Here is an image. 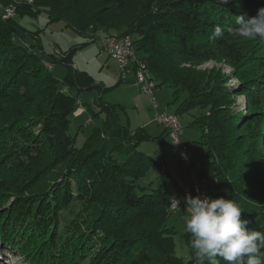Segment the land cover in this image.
Instances as JSON below:
<instances>
[{"label":"trees","instance_id":"trees-1","mask_svg":"<svg viewBox=\"0 0 264 264\" xmlns=\"http://www.w3.org/2000/svg\"><path fill=\"white\" fill-rule=\"evenodd\" d=\"M34 4L28 13L45 8L80 32L130 36L155 89L171 88L175 101L185 95L175 115L200 109L191 125L216 175L212 198L236 199L241 219L264 231V40L234 32L236 17H255L264 0ZM5 15L0 3V264H196L194 255L177 256L167 192L140 183L153 162L141 143L163 144L168 131H130L122 108L98 98L102 123L78 148L70 134L78 93L105 89L74 67L75 48L42 55L19 42L26 30ZM209 62L214 67L201 68ZM53 64L66 67L62 81Z\"/></svg>","mask_w":264,"mask_h":264},{"label":"rangeland","instance_id":"rangeland-1","mask_svg":"<svg viewBox=\"0 0 264 264\" xmlns=\"http://www.w3.org/2000/svg\"><path fill=\"white\" fill-rule=\"evenodd\" d=\"M44 3L46 0H38ZM35 0H0L2 9L14 11L18 24L26 30V34L19 42L21 44L33 46L34 49L42 55H50L55 49L62 53H68L75 48L73 53L74 67L79 71L86 72L92 76L104 92H79L78 98L82 107L87 111L83 116H71L70 134L76 136V146L82 147L85 140L91 135L95 127L101 125L102 116H95V101L101 98L102 101L119 106L121 110L120 118L130 131L144 129L151 137L160 138L164 136L163 128L154 121L155 110L153 109L149 97L142 93L135 83V77L131 75L128 83H122L120 77V68L118 63L113 60L108 52L104 51L98 36L101 29L91 28L90 30L80 32L69 26L63 20L53 19L50 12L45 9L34 13H28L30 9L35 8ZM25 13V14H19ZM113 34L114 33H108ZM116 35V34H115ZM55 48V49H53ZM139 55V53H138ZM60 57V55H57ZM214 67L212 62L206 63L201 68ZM226 73H231V69L223 66ZM52 73L57 79L62 81L66 76L67 69L61 64H53ZM232 80L231 82H235ZM76 93V92H74ZM154 95L157 100L158 112L164 114H174L185 95L182 94L178 101L174 100L173 90L169 87H160L155 89ZM241 106L244 104V98H238ZM200 109H195L187 114L179 115L180 124L183 127V133L188 142L185 143L187 154L194 163L192 167L181 161L178 150L172 149L170 137L164 136V147L157 140L143 141L139 147L140 151L153 159L151 167L140 183L150 185L153 188L163 189L170 197L174 193L182 195L186 192L193 193L195 185L206 191L209 197L217 194L216 179L214 171L204 166L206 161V149L202 145V132L192 126L194 118L199 115ZM91 117L92 124H87L86 119ZM183 134L180 136L182 138ZM181 141V140H180ZM171 143V144H170ZM174 147V146H173ZM163 153L165 155L163 156ZM202 165V169H197L196 165ZM166 165V166H165ZM187 205L170 213L167 225L174 230V241L176 245L177 256L184 261H189L193 257V252L189 247L191 235L184 230L183 216L185 215ZM6 264H19L18 259L8 260ZM196 264L199 261L196 259Z\"/></svg>","mask_w":264,"mask_h":264},{"label":"clouds","instance_id":"clouds-1","mask_svg":"<svg viewBox=\"0 0 264 264\" xmlns=\"http://www.w3.org/2000/svg\"><path fill=\"white\" fill-rule=\"evenodd\" d=\"M235 35L246 40H264V7L255 17L237 16ZM216 26L213 38L222 36ZM183 216L184 230L199 264H264V231L250 229L241 219L244 209L234 198L188 197Z\"/></svg>","mask_w":264,"mask_h":264},{"label":"built area","instance_id":"built-area-1","mask_svg":"<svg viewBox=\"0 0 264 264\" xmlns=\"http://www.w3.org/2000/svg\"><path fill=\"white\" fill-rule=\"evenodd\" d=\"M15 16L14 11L8 9L6 11L5 17L11 18ZM98 41L104 49L108 52L109 56L118 63L120 68L121 81L127 82L129 77L133 75L135 77V84L138 86L140 91L146 94L151 102L153 109L155 110L154 121L159 124L162 128L168 131L169 137L172 144L180 154L181 161L186 163L187 166H194L191 163V159L187 155V148L183 146L180 142V136L183 133L182 124H180L179 117L174 114H164L163 112H158L157 100L154 95L155 91V81L152 80L151 75L147 72L146 63L139 59L133 46V40L130 36H115L101 31L98 36ZM54 53L60 55L59 49H55ZM85 113V109L79 104L77 111L73 114L75 117H80ZM92 119L89 117L86 119L87 124H91ZM197 169H202V165H196ZM209 197L206 191L202 190L200 186L195 185L193 193H184L179 196H174L170 198L169 210L176 211L180 209L183 205L188 206L186 199L188 197Z\"/></svg>","mask_w":264,"mask_h":264},{"label":"crops","instance_id":"crops-1","mask_svg":"<svg viewBox=\"0 0 264 264\" xmlns=\"http://www.w3.org/2000/svg\"><path fill=\"white\" fill-rule=\"evenodd\" d=\"M53 49H55V48H53ZM124 83H128V82H124ZM129 84V83H128ZM131 84H133L134 86H136V84L134 83V82H132ZM163 130H164V133H165V129L163 128ZM183 134V136H182V138H180V142H181V144L183 145V146H185L186 147V145H185V143L186 142H188L187 140H186V136L184 135V133H182ZM162 137V136H161ZM169 137V136H168ZM154 138H157V137H154ZM170 139V138H169ZM158 140V139H157ZM157 140H155V141H157ZM160 143H161V141L160 140H158ZM164 141V137L162 138V142ZM162 144V143H161ZM163 144H164V142H163ZM162 144V145H163ZM171 144V143H170ZM163 148H165L164 147V145L162 146ZM172 149H174V147H173V145H172ZM175 150V149H174ZM165 155V153H163V156ZM188 155V154H187ZM189 156V155H188ZM190 158V157H189ZM191 159V158H190ZM192 161V160H191ZM194 164V163H193ZM166 166V165H165ZM174 196H179L177 193H174L173 195H171L169 198H172V197H174Z\"/></svg>","mask_w":264,"mask_h":264}]
</instances>
